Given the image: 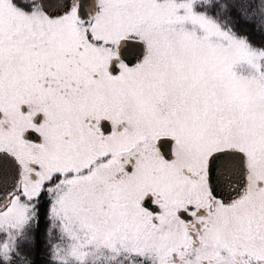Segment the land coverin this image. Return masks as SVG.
<instances>
[{
  "label": "snow or ice",
  "instance_id": "1",
  "mask_svg": "<svg viewBox=\"0 0 264 264\" xmlns=\"http://www.w3.org/2000/svg\"><path fill=\"white\" fill-rule=\"evenodd\" d=\"M0 168V264H264V0H0Z\"/></svg>",
  "mask_w": 264,
  "mask_h": 264
},
{
  "label": "water",
  "instance_id": "2",
  "mask_svg": "<svg viewBox=\"0 0 264 264\" xmlns=\"http://www.w3.org/2000/svg\"><path fill=\"white\" fill-rule=\"evenodd\" d=\"M51 2L55 3L57 0H51ZM83 3H90V0H82ZM55 11V9H53ZM10 172V170H9ZM11 179L10 174H6L3 168H0V185H3L5 179Z\"/></svg>",
  "mask_w": 264,
  "mask_h": 264
}]
</instances>
